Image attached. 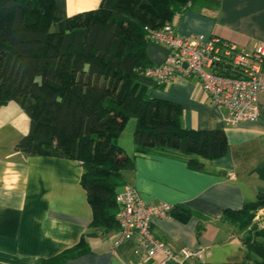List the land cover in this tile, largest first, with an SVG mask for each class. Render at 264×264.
Returning a JSON list of instances; mask_svg holds the SVG:
<instances>
[{"label":"trees","instance_id":"1","mask_svg":"<svg viewBox=\"0 0 264 264\" xmlns=\"http://www.w3.org/2000/svg\"><path fill=\"white\" fill-rule=\"evenodd\" d=\"M218 4L101 0L94 9L68 15L65 0H0V106L16 101L30 122L13 148L79 162L92 213L89 231L75 245L39 264L78 257L89 251L87 237L118 228L116 195L124 186L123 172L135 166L117 142L129 119H135L137 153L182 156L196 170L225 155V132L184 127L179 104L150 94L167 81L145 75L154 65L147 28L173 26L187 9L216 10ZM262 206L264 193H258L241 208L223 211L222 221L246 231L243 241L257 256L225 264H264V229L250 227ZM193 214L190 206L174 204L168 216L186 222Z\"/></svg>","mask_w":264,"mask_h":264},{"label":"crops","instance_id":"2","mask_svg":"<svg viewBox=\"0 0 264 264\" xmlns=\"http://www.w3.org/2000/svg\"><path fill=\"white\" fill-rule=\"evenodd\" d=\"M100 1L65 0V11L72 15L94 9ZM218 5L216 10L187 9L173 27L179 34L217 35L246 51L264 43V0H219ZM147 54L154 65L161 64L167 60L168 48L150 40ZM150 94L179 104L184 127L222 129L228 142L224 156L205 160L204 169L196 170L182 156L137 153L135 119L128 120L117 142L134 157L135 166L123 172L124 185L133 186L146 202L186 204L196 210L186 222L157 218L151 222V232L175 249L202 248L203 258L193 264L238 263L247 254L256 259L243 241L246 231L223 222L222 215L225 209H239L264 193V95L257 120L228 126L195 76L172 78L150 88ZM11 102L19 107H11ZM23 114L16 101L0 106V264H39L59 254L89 231L92 217L80 184L79 162L14 150V144L28 133L22 130ZM3 129L9 134H2ZM250 227L264 229V206L256 211ZM87 242L88 252L62 264H159L158 259L135 252V237L120 241L118 228L89 236Z\"/></svg>","mask_w":264,"mask_h":264},{"label":"built area","instance_id":"3","mask_svg":"<svg viewBox=\"0 0 264 264\" xmlns=\"http://www.w3.org/2000/svg\"><path fill=\"white\" fill-rule=\"evenodd\" d=\"M147 31L151 41L167 46L168 57L165 62L147 68L146 76L161 83L195 76L214 106L222 111L225 125L235 126L260 117L259 101L264 95V43L246 51L217 35L179 34L171 24L160 29L147 28ZM116 200L120 205L115 217L120 241L135 237L136 253L156 258L159 264L169 261L187 264L203 258L202 248L175 249L151 232V222L168 217L173 203L146 202L129 184L117 193Z\"/></svg>","mask_w":264,"mask_h":264},{"label":"rangeland","instance_id":"4","mask_svg":"<svg viewBox=\"0 0 264 264\" xmlns=\"http://www.w3.org/2000/svg\"><path fill=\"white\" fill-rule=\"evenodd\" d=\"M10 105H12L11 107H15V108H18L19 106L15 103V102H11V104ZM8 107H10V106H8ZM24 116V121H26V123L24 122L23 123V128H22V130L23 129H25V132L27 133L28 132V129H29V127H28V118H27V116L25 115V114H23ZM131 120H133V118H131L129 121H131ZM7 131L8 130H6V129H3L2 131H1V133L3 134V133H7ZM7 134H9V133H7ZM14 135H15V133H13ZM7 146H8V143H7Z\"/></svg>","mask_w":264,"mask_h":264},{"label":"water","instance_id":"5","mask_svg":"<svg viewBox=\"0 0 264 264\" xmlns=\"http://www.w3.org/2000/svg\"><path fill=\"white\" fill-rule=\"evenodd\" d=\"M184 65L186 66V63H184Z\"/></svg>","mask_w":264,"mask_h":264}]
</instances>
